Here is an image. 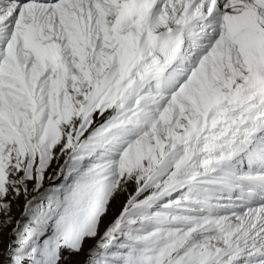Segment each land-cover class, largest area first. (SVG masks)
<instances>
[{
    "label": "snow or ice",
    "instance_id": "1",
    "mask_svg": "<svg viewBox=\"0 0 264 264\" xmlns=\"http://www.w3.org/2000/svg\"><path fill=\"white\" fill-rule=\"evenodd\" d=\"M21 199L8 264H264V0H0Z\"/></svg>",
    "mask_w": 264,
    "mask_h": 264
},
{
    "label": "rangeland",
    "instance_id": "2",
    "mask_svg": "<svg viewBox=\"0 0 264 264\" xmlns=\"http://www.w3.org/2000/svg\"><path fill=\"white\" fill-rule=\"evenodd\" d=\"M22 208H23V199H21L19 203L13 202L12 212H11L12 223L9 224L6 228L0 230V260L2 258V254L3 253L5 254L3 261L0 264H2L3 262L4 264H8V256L6 255V252L8 250V245L13 240V237L11 236V231L12 228L15 226V221L21 218ZM8 239H10V241H8L7 243ZM93 243H94L93 241H88L87 244L85 245V251H87L88 247H90ZM5 244L7 245V247L4 248ZM84 259H85L84 253H81L79 256L71 257L70 260L67 262V264H83Z\"/></svg>",
    "mask_w": 264,
    "mask_h": 264
},
{
    "label": "bare ground",
    "instance_id": "3",
    "mask_svg": "<svg viewBox=\"0 0 264 264\" xmlns=\"http://www.w3.org/2000/svg\"><path fill=\"white\" fill-rule=\"evenodd\" d=\"M125 198H126V195H125V196H121L120 199H119V201H118V204H119V203H122V202L125 200ZM114 211H115V209H114ZM10 239H11V238H10ZM10 239L7 240V243H8V241H10ZM5 241H6V240H5ZM5 247H7L6 244H5L4 248H5ZM4 256H5V254L3 253V254H2V258H1V260H0V263L3 261Z\"/></svg>",
    "mask_w": 264,
    "mask_h": 264
},
{
    "label": "water",
    "instance_id": "4",
    "mask_svg": "<svg viewBox=\"0 0 264 264\" xmlns=\"http://www.w3.org/2000/svg\"><path fill=\"white\" fill-rule=\"evenodd\" d=\"M6 255L8 256V250H7V252H6ZM2 264H4V262H3Z\"/></svg>",
    "mask_w": 264,
    "mask_h": 264
}]
</instances>
